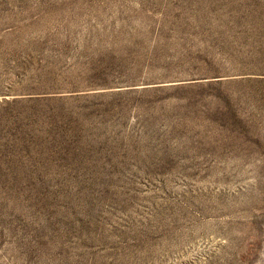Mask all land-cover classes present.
<instances>
[{"label": "rangeland", "instance_id": "obj_1", "mask_svg": "<svg viewBox=\"0 0 264 264\" xmlns=\"http://www.w3.org/2000/svg\"><path fill=\"white\" fill-rule=\"evenodd\" d=\"M0 264H264V0H0Z\"/></svg>", "mask_w": 264, "mask_h": 264}]
</instances>
